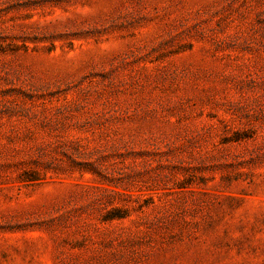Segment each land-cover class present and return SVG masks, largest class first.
Masks as SVG:
<instances>
[{
  "label": "rangeland",
  "instance_id": "rangeland-1",
  "mask_svg": "<svg viewBox=\"0 0 264 264\" xmlns=\"http://www.w3.org/2000/svg\"><path fill=\"white\" fill-rule=\"evenodd\" d=\"M0 264H264V0H0Z\"/></svg>",
  "mask_w": 264,
  "mask_h": 264
}]
</instances>
